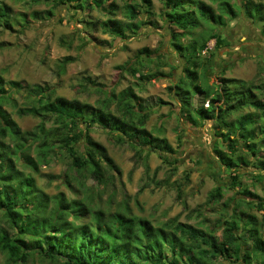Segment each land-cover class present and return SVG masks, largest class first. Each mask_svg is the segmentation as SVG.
<instances>
[{"label":"trees","instance_id":"16d2710c","mask_svg":"<svg viewBox=\"0 0 264 264\" xmlns=\"http://www.w3.org/2000/svg\"><path fill=\"white\" fill-rule=\"evenodd\" d=\"M32 1H52L56 5H66L68 8L83 11L93 6L103 9L112 16L103 22L106 29L104 31L116 38H126L128 32L137 34L142 25L157 27L152 20L155 15L153 0H122L125 3L124 9L129 13V20L126 22L121 18H113L118 12L115 0ZM161 1L165 6L162 18L165 25L169 26L171 45L177 54H170L168 57L171 59L173 55L175 59L182 58L185 61L179 70L168 59V54L162 52L157 56L167 65H171L173 70H179L177 81L168 87L180 102L177 113L179 116L188 117L194 127H201L207 121H213L219 127L214 134L215 142L212 147L216 159L230 171L232 189H237L246 198L241 200L264 211V198L249 190L239 174L241 168L249 167L255 161L257 142L264 140V124L260 122L264 120V98L259 93L264 89L263 84L222 76L217 85L218 89L212 93V90L199 83L200 73L197 70L200 66L199 55L207 48L208 39L201 43H190V47L194 46L193 50H189L188 44H185L190 40L189 34L201 26L202 19H208L219 27H230L228 35L222 32L209 35V40L215 39L212 55L222 46L231 45L228 39L231 40L237 33L234 31L231 34V31L239 28V25L231 26L230 22L237 18L238 12L229 0H219L221 7L230 13L229 21L225 19L223 12L217 14L203 0ZM250 2L253 1H246L244 6L250 5ZM260 6L264 9L263 3ZM249 9L247 7L243 12L245 22L264 21V12L252 16ZM53 13L52 9L47 10L48 15L52 16ZM143 14H146L147 21H144ZM20 15L27 19V13ZM33 16L37 18L38 13H33ZM15 19L12 8L5 0H0V27H12ZM262 32L264 35V24ZM154 51L146 47L141 48L138 54H141V59L145 55L146 62H149ZM227 55L230 56V53ZM139 58L134 59L133 64L127 68L132 75L139 74L140 68L149 67L142 65ZM72 61L75 58L66 57L61 65L64 67ZM203 65L206 72L208 63ZM228 67H223L222 70L225 71ZM147 75L140 73L139 77L144 79ZM158 76L167 74L160 72ZM6 82L9 87L5 86ZM89 83L92 84L93 81L87 76L86 84L82 85L86 89L91 85ZM94 85L98 87V84ZM94 90L103 96L96 100V104H90L79 98L59 96L56 89L49 85H26L19 80L5 81L0 76V253L6 257V263L34 264L40 261L46 264H218L219 260L227 259L232 263L264 264V235L259 228L260 222L255 217L254 220L244 219V212L237 208H233L232 213H228V217L224 219L221 238L212 229H198L193 225L182 224L181 229L188 234L186 237L189 239L186 240L173 229L180 227L176 219L155 225L147 218L132 215L127 211L128 208L107 213L102 208H95L92 198L88 201L81 198L70 199L64 192L53 196L38 185L35 175L40 172V164H49L50 155L54 152L67 153L70 157L68 169L75 172L81 182L82 179L91 177L99 184L109 185L110 180L105 177L106 165L110 170L121 173L107 147L91 136L94 125H106L114 129L117 124L122 123L133 127V146L148 147L170 166L177 163L176 150L166 138L158 135L162 131L159 130L160 133L153 135V132L147 130V121L152 111L145 109L142 97L133 87L117 90L100 85ZM19 93L23 96L31 95L33 98H27L20 103L14 97ZM199 94H203L206 101H209L208 107L205 106L206 101L200 106H194L193 97ZM6 103L22 116L39 119L34 129H22L3 108ZM245 109L247 111L242 112ZM231 116L235 118L230 119ZM33 151L37 156L33 155ZM250 155L254 160L248 159ZM192 158L194 160L197 156ZM65 175L70 179L68 184L71 186L76 177L71 179L70 174ZM222 195L223 186L219 185L210 193L207 207L218 202ZM84 215H89L90 220L78 223L77 220ZM238 216L241 220L234 221ZM247 221L253 223V228L242 237L239 228ZM244 228L246 226L243 225ZM246 239L251 240L250 248L245 247L248 243ZM166 246L173 253L171 258L168 257Z\"/></svg>","mask_w":264,"mask_h":264},{"label":"rangeland","instance_id":"374dc122","mask_svg":"<svg viewBox=\"0 0 264 264\" xmlns=\"http://www.w3.org/2000/svg\"><path fill=\"white\" fill-rule=\"evenodd\" d=\"M203 1L211 5L217 14L223 12L225 19L230 20V13L221 7L219 0ZM229 1L238 12L237 18L231 21L230 25H239V28L231 31V34L237 32L231 40L228 39L231 45L222 46L212 55L215 39L209 40V35L214 32L228 35L230 27H219L208 19H202L201 26L194 29L192 34H189V42H185L188 44V49L193 50L194 46L190 47V43H201L208 39L207 48L199 55L200 66L197 69L200 73L199 83L214 93L218 89L220 78L226 76L263 84L264 88L262 32L264 21L245 22L246 17L243 13L248 7L252 16H258L259 13L264 12L260 6L261 3L264 5V0H252L253 2L247 6L244 4L248 0ZM5 2L12 8L16 17L12 27H0V76L5 81L19 80L26 85L35 83L49 85L56 89L59 96L69 99L79 98L90 104H96V100L103 96L94 90L100 85L117 90L133 87L142 97L145 109L152 111L147 121V130L153 132V135L160 133L161 130L162 134L158 135L166 138V141L172 145L176 150L175 157L178 159L175 165L170 166L157 152L151 151L148 147L133 146L132 135L135 131L133 127L122 123L117 124L114 129L106 125L105 127L94 125L91 128V136L107 147L109 155L119 166L121 173L110 170L106 165L105 177L110 180L109 185L99 184L91 177H86L81 182L80 178L76 177V173L68 169L70 157L67 153L54 152L50 155L51 162L41 163L40 172L35 175L40 187L53 196L64 192L70 199L81 198L88 201L92 198L94 207L102 208L107 213L128 208L127 211L132 215L147 218L155 225L176 219L180 227L173 229L177 235L183 236L186 240L189 238L186 237L188 234L185 230L181 229L182 224L193 225L198 229H212L215 235L221 238L224 219L232 213L233 208L244 212V219L256 218L264 235V211L256 205L250 206L245 200H241L244 196L237 189H232L230 171L215 157L212 144L215 142L214 134L219 127L213 121H207L201 127H194L188 117L179 116L176 112L178 100L168 87L177 81L179 70L185 61L180 57L175 59L173 56L176 53L171 45L169 26L165 25L162 18L165 6L161 0H153L155 15L152 20L157 27L142 25L137 34L128 32L126 38H116L104 31L106 29L103 22L112 16L95 6L83 11L68 8L66 5H56L52 1L5 0ZM115 2L118 5V12L113 18L128 21L129 13L124 9V1L115 0ZM48 9L53 10L52 16L47 14ZM35 12L38 13L37 18L33 16ZM21 13H27V19H24ZM197 15L199 16V13ZM143 17L145 21L146 14H143ZM238 31L241 32L239 36ZM146 47L155 50L149 62H146L145 55L141 59V54H138L141 48ZM162 52L168 54L167 57L173 54L171 59L170 57L168 59L174 62L178 71L173 70L171 65H167L164 60L161 61L157 57ZM227 53H230V56ZM69 56L75 58V61L62 67L63 60ZM137 58L142 60V65H149L140 68L139 74H148L144 79L139 77V74L132 75L127 70ZM204 61L208 63L206 72H204ZM223 67L229 69L223 71ZM160 72H165L167 76H158ZM87 76L92 78L93 83H89L91 85H87L85 89L82 84H86ZM188 79L190 80L191 77ZM94 84H98V87ZM5 86L9 87V83L6 82ZM259 93L264 98V89ZM14 97L20 103L27 98L30 100L33 98L31 95L23 96L20 93L15 94ZM205 101L203 94L193 97L194 106H200ZM3 108L24 130L34 129L39 122L37 118L20 115L10 104L6 103ZM246 111V109L242 110V112ZM89 116L90 113L87 114V117ZM232 118L235 116L230 117ZM260 122L264 124V120ZM181 139L184 141L182 142ZM257 143L255 161L249 167L241 168L239 174L249 190L264 198V140L261 139ZM33 155L37 156L35 151ZM193 156L197 158L193 160ZM248 159L254 160L251 155ZM260 167L263 169H259ZM66 173L72 176L71 179L76 177L71 186L68 184L70 179L66 178ZM219 185L223 186L221 199L207 207L206 202L210 193ZM89 220L90 216L84 215L77 222L85 223ZM238 220H241L240 216L234 219V221ZM243 225L246 228L243 229ZM252 228L251 221L241 224L239 229L242 237ZM246 240L248 243L245 247L250 248L251 240ZM166 250L168 257L171 258L172 251L167 246ZM260 259L263 261L262 258ZM0 264H7L6 257L2 253H0ZM34 264L46 263L37 261ZM218 264L241 263L221 259Z\"/></svg>","mask_w":264,"mask_h":264},{"label":"crops","instance_id":"0c3cea01","mask_svg":"<svg viewBox=\"0 0 264 264\" xmlns=\"http://www.w3.org/2000/svg\"><path fill=\"white\" fill-rule=\"evenodd\" d=\"M139 95V94H138ZM199 95H195V97H198ZM180 110V102H178L177 108H176V112H179Z\"/></svg>","mask_w":264,"mask_h":264},{"label":"built area","instance_id":"2783aa9c","mask_svg":"<svg viewBox=\"0 0 264 264\" xmlns=\"http://www.w3.org/2000/svg\"><path fill=\"white\" fill-rule=\"evenodd\" d=\"M205 106L208 107L209 106V101L205 102Z\"/></svg>","mask_w":264,"mask_h":264}]
</instances>
